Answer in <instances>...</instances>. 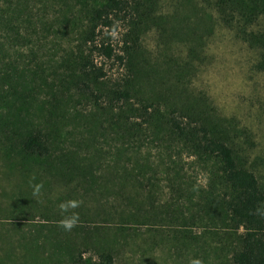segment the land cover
<instances>
[{
  "label": "rangeland",
  "instance_id": "rangeland-1",
  "mask_svg": "<svg viewBox=\"0 0 264 264\" xmlns=\"http://www.w3.org/2000/svg\"><path fill=\"white\" fill-rule=\"evenodd\" d=\"M215 2L158 0L126 66L93 54L110 76L93 84L74 61L82 23L54 2L49 11L32 2L33 27L21 0H0V264H96L103 253L113 264H232L241 230L220 200L213 164L159 118L197 111L220 124L264 188L260 54L221 21ZM83 81L103 95L99 103ZM127 81L133 95L122 113L108 102ZM142 104L160 110L148 123L131 110ZM36 129L49 137L46 157L22 149ZM69 201L76 207L61 212Z\"/></svg>",
  "mask_w": 264,
  "mask_h": 264
},
{
  "label": "trees",
  "instance_id": "trees-1",
  "mask_svg": "<svg viewBox=\"0 0 264 264\" xmlns=\"http://www.w3.org/2000/svg\"><path fill=\"white\" fill-rule=\"evenodd\" d=\"M32 2L45 4L46 11L53 8L54 2L60 10L63 9L61 12L66 11L63 18L77 22V26L82 23L83 40L80 54L74 57V61L79 65L80 76L96 84L110 76L105 65L95 63L93 54L111 66H126L139 47L141 29L146 21L153 18L158 0H21L23 22L34 27L40 13ZM215 4L221 21L249 47L258 50V68L264 72V0H216ZM118 33L122 35L121 46L115 42ZM81 46L86 47L83 54ZM81 83V91H88L99 103L103 95L95 93L89 82ZM117 85L112 89L108 103L124 113L129 108L132 89L128 81ZM131 110L142 111L145 123H148L145 116L160 112L152 104H142ZM159 118L162 126L167 127L166 130L178 142L192 149L197 158L213 164V180L224 189L220 200L235 222L237 232L241 230L237 234L238 248L232 256V264H264V188L256 174L240 162L234 147L228 144L226 130L197 111L171 110L160 114ZM49 143V137L38 129L21 141L23 151L37 157L50 154ZM100 259L96 264L114 262L111 254L103 253Z\"/></svg>",
  "mask_w": 264,
  "mask_h": 264
},
{
  "label": "clouds",
  "instance_id": "clouds-1",
  "mask_svg": "<svg viewBox=\"0 0 264 264\" xmlns=\"http://www.w3.org/2000/svg\"><path fill=\"white\" fill-rule=\"evenodd\" d=\"M76 205H77L76 201H69V202H67V204L61 203L59 205V208H60L61 212H64V211H66L67 207H76ZM77 219H78V216L76 214H73L71 216V218H67V219L62 220L61 224L65 229H70L71 227L74 226Z\"/></svg>",
  "mask_w": 264,
  "mask_h": 264
}]
</instances>
